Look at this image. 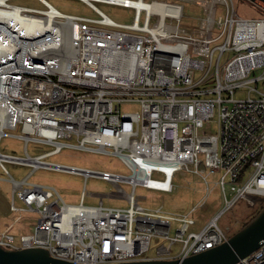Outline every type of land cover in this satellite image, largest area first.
<instances>
[{"label": "built area", "instance_id": "2783aa9c", "mask_svg": "<svg viewBox=\"0 0 264 264\" xmlns=\"http://www.w3.org/2000/svg\"><path fill=\"white\" fill-rule=\"evenodd\" d=\"M13 1L0 0V139L23 142L24 155L0 152V181L11 185L0 248L73 264L181 260L228 239L218 225L226 213L252 219L264 207V17H239L231 0H78L96 18ZM182 2L200 10L195 25L181 24ZM95 3L131 10L132 20L117 23ZM28 143L50 149L31 156ZM62 149L116 157L127 174L46 161ZM6 163L29 171L15 179ZM38 169L108 182L127 207L104 206L102 195L87 206L84 186L67 204L54 187L29 182ZM186 173L206 193L218 173L223 205L196 230L205 196L170 215L134 195L171 193L174 175ZM24 217L31 231L13 235ZM235 264H264V241Z\"/></svg>", "mask_w": 264, "mask_h": 264}, {"label": "rangeland", "instance_id": "374dc122", "mask_svg": "<svg viewBox=\"0 0 264 264\" xmlns=\"http://www.w3.org/2000/svg\"><path fill=\"white\" fill-rule=\"evenodd\" d=\"M55 7L59 12L64 14L81 15L87 18H96L95 13L78 0H45ZM150 1V0H145ZM233 9L236 14L245 19H255L264 17V9L248 0H231ZM15 5H20L32 9L42 10L43 5L37 0H14ZM183 18L181 24L184 26H193L197 23L200 16V10L193 4L182 2ZM101 12L117 23L127 24L132 20V11L114 5L94 4ZM198 73H196L197 75ZM236 97H242L236 94ZM136 110L135 107H127ZM9 134L15 135L16 132L7 131ZM214 132V125H208L203 134L209 135ZM48 146H39L28 143L26 146L27 153L31 156L49 151ZM0 152L14 154L17 156L24 155L23 142L12 136H3L0 139ZM50 163L72 166L80 169H88L93 171H105L110 173L127 174L126 169L122 166L116 157L108 155H98L95 153L80 152L75 150L62 149L58 154L46 158ZM6 170L15 179L22 178L28 173L29 169L19 165L10 163L4 164ZM6 175L0 170V178ZM160 179V177H158ZM218 173H214L208 177L209 192H205V186L200 182V178L189 173L185 175L176 174L172 183L174 189L171 193H163L157 191L146 190L141 187L135 189L134 195L140 206L147 210H155L162 206L163 212L170 215L184 214L200 199L205 196L204 209L197 210L193 218L196 219L195 230L199 229L208 219L213 217L222 207L219 189L213 185L217 180ZM30 183H36L45 186L54 187L61 195L63 201L67 204H78L80 202V193L83 189L88 193L84 199L87 206H95L98 203V196L102 195L103 205L112 208H126L127 203L124 199L117 198V189L108 182L95 177L84 178L80 175L70 174L47 169L36 170L29 178ZM122 191V196L129 192V187L124 184L118 185ZM116 194V195H115ZM11 195V185L8 182L0 181V213L7 215V201ZM123 198V197H122ZM0 214V215H1ZM10 215H8L9 217ZM11 217V216H10ZM9 217V218H10ZM234 213H226L219 221L218 225L226 231L228 238L240 230L241 226L250 220V218H236ZM33 218V217H32ZM28 217H24L23 221L16 225L13 235L28 233L31 231L32 223L24 222ZM238 221V222H237ZM10 222L6 221L8 225ZM6 225V226H7ZM5 226V227H6Z\"/></svg>", "mask_w": 264, "mask_h": 264}, {"label": "water", "instance_id": "95a60500", "mask_svg": "<svg viewBox=\"0 0 264 264\" xmlns=\"http://www.w3.org/2000/svg\"><path fill=\"white\" fill-rule=\"evenodd\" d=\"M264 9V0H248ZM264 241V207L222 244L172 261H140L113 264H235L256 251ZM0 264H73L50 257L42 249L7 251L0 248Z\"/></svg>", "mask_w": 264, "mask_h": 264}, {"label": "crops", "instance_id": "0c3cea01", "mask_svg": "<svg viewBox=\"0 0 264 264\" xmlns=\"http://www.w3.org/2000/svg\"><path fill=\"white\" fill-rule=\"evenodd\" d=\"M0 214H1V213H0ZM8 215L11 216V214H9L8 211H7V215H5V214H3V215L1 214V215H0V227L3 228V229H4L5 226L7 225V224H6V221H9V219L11 218L10 216H9V217H10V218H9Z\"/></svg>", "mask_w": 264, "mask_h": 264}, {"label": "trees", "instance_id": "16d2710c", "mask_svg": "<svg viewBox=\"0 0 264 264\" xmlns=\"http://www.w3.org/2000/svg\"><path fill=\"white\" fill-rule=\"evenodd\" d=\"M249 221H250V220H249ZM249 221H248V222H249ZM248 222H246L244 225H242L241 228L244 227ZM241 228H240V229H241Z\"/></svg>", "mask_w": 264, "mask_h": 264}]
</instances>
